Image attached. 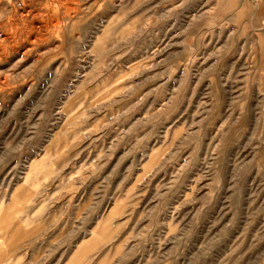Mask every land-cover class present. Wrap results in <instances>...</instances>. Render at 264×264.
I'll return each instance as SVG.
<instances>
[{
	"label": "rangeland",
	"instance_id": "374dc122",
	"mask_svg": "<svg viewBox=\"0 0 264 264\" xmlns=\"http://www.w3.org/2000/svg\"><path fill=\"white\" fill-rule=\"evenodd\" d=\"M0 264H264V0H0Z\"/></svg>",
	"mask_w": 264,
	"mask_h": 264
},
{
	"label": "bare ground",
	"instance_id": "6f19581e",
	"mask_svg": "<svg viewBox=\"0 0 264 264\" xmlns=\"http://www.w3.org/2000/svg\"><path fill=\"white\" fill-rule=\"evenodd\" d=\"M39 26V25H38Z\"/></svg>",
	"mask_w": 264,
	"mask_h": 264
}]
</instances>
